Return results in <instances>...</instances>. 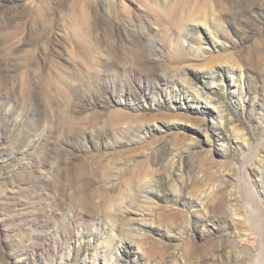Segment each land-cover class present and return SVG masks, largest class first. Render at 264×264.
I'll list each match as a JSON object with an SVG mask.
<instances>
[{"label": "rangeland", "instance_id": "374dc122", "mask_svg": "<svg viewBox=\"0 0 264 264\" xmlns=\"http://www.w3.org/2000/svg\"><path fill=\"white\" fill-rule=\"evenodd\" d=\"M156 2L0 0V264H264V0ZM214 68L228 123L152 102Z\"/></svg>", "mask_w": 264, "mask_h": 264}, {"label": "bare ground", "instance_id": "6f19581e", "mask_svg": "<svg viewBox=\"0 0 264 264\" xmlns=\"http://www.w3.org/2000/svg\"><path fill=\"white\" fill-rule=\"evenodd\" d=\"M144 1L148 3L153 1L156 4H158L156 2L157 0H144ZM161 6L164 7L163 5ZM107 8L113 13L114 0H108ZM191 23L192 25L187 24L180 28L181 38L184 43L186 42L189 44L191 51H193L196 54V56L203 58L205 57V55H207V53H209V51L207 52L206 50H204L203 48L204 45L208 46L211 49L210 52L213 51L216 52V50L220 49L219 44H216V39L219 40L218 31L215 29L214 25H212V23L206 19V17H203L202 19L199 20H191ZM143 27L144 26L142 27L138 26L140 30H142ZM210 36L214 38L210 40ZM189 38L190 40L188 41ZM175 61L177 63L186 62L184 58L175 59ZM111 69L114 70L113 67ZM210 72L211 73L206 74V76L204 74L201 75L198 73L197 74L190 73L187 75L182 73V76L179 78V80L164 82L168 85V87L171 86V88L172 87L174 88L176 95L175 94L171 95L168 93L165 95L162 94V91L159 90L160 81H158L157 87L154 86L153 88L148 90L149 93L152 95V102L155 104L157 103L158 105L164 104L169 109H175L177 111H179L180 109H187L188 111L195 110L197 112L202 113L205 116L211 118H217L222 124H225L226 122L228 123L227 116L224 114L225 110L221 105L222 103H220L219 99H216L212 95L213 92H219L221 94L226 93L231 95L230 82L225 81L223 70L214 68V71H211L210 69ZM186 87L187 89L189 88V90L193 91L194 96H185V94H183V91L186 90ZM240 90H242L241 86H237V91ZM179 91L182 94H177L179 93ZM139 98L142 101L147 100L146 96L144 95H141ZM209 108H212V111L209 110ZM174 117L178 119L180 115L178 116L176 115ZM152 122L156 123V120L154 119ZM156 127L146 125L145 131L147 134H152L154 133ZM207 140H210L209 136L207 137ZM176 191H178L177 187H176ZM158 192L159 191L157 187L151 186L146 192L147 193L146 199L152 200L154 198L153 196L156 195ZM136 229L139 228L137 227ZM125 248H126L125 253H121V255H119V251H118L117 260H115V263L113 264H121L120 263L121 259H123L127 263L128 260L131 259L133 250L129 249V247L127 246H125Z\"/></svg>", "mask_w": 264, "mask_h": 264}]
</instances>
